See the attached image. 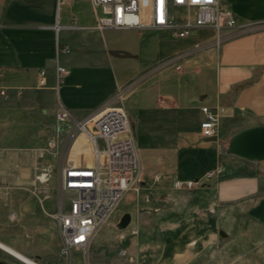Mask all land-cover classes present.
<instances>
[{
  "label": "crops",
  "instance_id": "0c3cea01",
  "mask_svg": "<svg viewBox=\"0 0 264 264\" xmlns=\"http://www.w3.org/2000/svg\"><path fill=\"white\" fill-rule=\"evenodd\" d=\"M19 1L0 0V75L8 87L7 97L0 96V216L2 208L5 214L15 212L20 220L35 214L32 184L44 165L39 154L50 136L44 132L49 125L56 127L59 106L70 111L71 122L84 119L114 107L107 103L111 91L104 83L148 71L132 93L143 89L136 115L129 112L143 124L137 134L142 180L137 194L126 198L132 215L129 232L137 231L133 239L144 241L138 251L144 253L145 263H253L248 252L264 240V160L230 154L226 146L238 131L264 126V0H222L234 11L238 25L222 31L225 38L218 47L210 44L205 50L178 54L212 42L214 38L200 34L211 29L201 28L187 41L173 44L169 57L178 56L167 65L127 72H116L109 65L95 32L113 29L140 38L143 30L98 29L91 1L82 0L84 5L77 7L79 0H70L60 12L64 28L59 33H67L61 42L54 27L56 0H44L42 6L34 1L28 13ZM73 19L78 28L68 27ZM75 33L86 34L85 39ZM58 42L84 50L58 54ZM89 47L98 52H89ZM56 60L72 69L58 90ZM182 60L189 66L181 65ZM89 65L96 66L94 71L86 68ZM168 66L177 73H169ZM110 67L113 75L106 73ZM41 69H46L42 87L38 86ZM95 75L100 76L101 88L90 79ZM95 93L97 99L87 101ZM203 106L221 112L217 140L201 134ZM78 138L69 123L64 125L62 153L68 150L80 159L85 153L92 156L93 165L90 141L76 143ZM219 165L223 173L206 181L205 173ZM189 178L201 181L193 189L174 187L176 180ZM235 220L241 221L240 228ZM104 233L98 231L90 249L105 244ZM127 249L130 252L132 245Z\"/></svg>",
  "mask_w": 264,
  "mask_h": 264
},
{
  "label": "built area",
  "instance_id": "2783aa9c",
  "mask_svg": "<svg viewBox=\"0 0 264 264\" xmlns=\"http://www.w3.org/2000/svg\"><path fill=\"white\" fill-rule=\"evenodd\" d=\"M96 18V28L118 29H155L171 31L177 38L185 39L198 29L210 28L217 34L221 43L224 29L238 25L232 8L222 0H90ZM70 0H56L57 33L64 28L60 23V12ZM68 27L78 28L75 19ZM58 54L60 43H57ZM69 49L63 48L62 52ZM56 86L58 90L70 73L67 66L57 60ZM38 86L46 84V69L40 72ZM1 77V75H0ZM8 87L1 84L0 96L7 97ZM201 134L204 137L216 136L221 120L220 110L209 106L201 108ZM55 129L46 141L39 157L57 158L62 153L61 128L72 121L70 111L59 106L55 112ZM76 133H85L94 152V164H65L62 167V184L65 190L72 192L68 208L59 202L57 218L62 237L63 253L68 255L73 249L90 248L94 234L131 189H137L142 180L141 161L138 145L132 135L120 137L130 131L128 112L122 107H108L87 116L74 119ZM223 173V167L217 166L204 175L206 181H212ZM50 172L44 170L37 174L32 184V192L43 204L50 197ZM159 179V176H156ZM200 179L176 180L177 189H193ZM106 184H114V192H106ZM94 213H102L103 222L94 223ZM133 231V234H137ZM123 238H125L123 236ZM120 256H129L127 248L119 249ZM132 259V257H130ZM37 261V260H36ZM38 263H41L37 261ZM0 264H4L0 261ZM42 264V263H41ZM69 264V261H68Z\"/></svg>",
  "mask_w": 264,
  "mask_h": 264
},
{
  "label": "rangeland",
  "instance_id": "374dc122",
  "mask_svg": "<svg viewBox=\"0 0 264 264\" xmlns=\"http://www.w3.org/2000/svg\"><path fill=\"white\" fill-rule=\"evenodd\" d=\"M37 2L44 4V0H20V4L23 5L24 10L28 13L29 9H32L31 3ZM84 2L81 0L78 1V6H83ZM64 11L61 13L64 16ZM89 11V7H87L86 12ZM62 22L64 20L62 19ZM105 30V29H103ZM198 31V30H197ZM195 32V34L197 33ZM202 31L200 34L201 37L214 38L211 43L195 45V48L185 50L181 53H189L192 54L194 51L205 50L206 47H210L209 45H215L218 47L221 43L217 42V34L216 32ZM142 33L141 37L129 36L121 33L118 30L107 29L105 32L100 33L99 31L95 32L99 40V46L106 49L107 57L109 58V65H112L114 71L116 72H127L132 71L137 68H141L143 66L148 67H159L165 66L168 62L175 60L176 57H169L170 50L175 43H181L183 41H187L189 38L180 39L175 37L171 32H161L158 30H143L139 31ZM66 31H62L58 33V40L61 42L66 38ZM75 36L84 40L86 34L75 33ZM64 47L60 44V53L62 52ZM69 49V48H67ZM80 50H84V47L79 46L78 48L69 49L68 52H64L67 55H72L76 52H80ZM89 52H98L95 47L87 48ZM71 51V52H70ZM86 51V50H85ZM168 57V58H167ZM166 58V59H165ZM46 65L52 67V61L46 59ZM57 60L54 61L56 66ZM201 61L199 62V64ZM108 64V63H107ZM180 64L184 67L189 66L188 62L185 60L180 61ZM66 66V65H65ZM91 66L86 67L89 69ZM96 68L95 65H92L91 69L94 71ZM113 68H109V71L106 73L114 74ZM180 66H177V69H180ZM68 69L71 73V66H68ZM42 70V69H41ZM167 71L171 74H176L175 67L168 66ZM70 73L68 75H70ZM148 71H142L140 74L134 77L117 80L114 78L113 83L106 82L104 85L111 91V96L108 97L107 103L110 106L114 107H122L128 112L129 116V128L130 131L120 135V137H126L132 135L138 145L137 142V134L138 127L142 128L143 124L138 122L137 118L132 119L129 112L132 115H136V108L138 103V98L142 95L143 89L139 90L135 94L134 93L137 88L142 84ZM68 77V76H67ZM2 77H0L1 80ZM99 75L93 76L92 80H101L99 79ZM66 78L64 79V82ZM98 82V81H97ZM98 83H93L95 86L100 87ZM2 84V83H1ZM63 84V83H62ZM101 88V87H100ZM97 93L90 94L87 97V101H92L97 99ZM71 129L74 131V136L77 135L79 137L76 143L82 142L83 139L87 140L85 133H76L74 130V123L68 122ZM49 125V124H48ZM55 128L51 125L48 126V129L45 130L44 136H49L53 133ZM62 131V128H61ZM86 136V137H85ZM228 145L226 146L227 149ZM139 148V147H138ZM82 158L74 156L70 151L65 150L60 154L57 158L52 157H44V165L42 167V171L50 172V197L42 203L36 199L34 196V211L35 214L31 217V219L20 220L17 218L15 212L4 213L6 210L2 208V216H0V240L12 245L13 247L19 249L29 257L34 260L41 262L42 264H167V263H145L144 253L138 251V245H143V237H140V242H136L138 238L133 239L136 234H131L129 232L130 227L126 229H119L118 222L121 217L128 212L130 209L129 203L126 201V198L129 194L136 195L135 189H131L127 191L113 210L108 220L104 223L103 226L98 229V231H104V241L105 244L101 245L97 249L80 250L73 249L68 255L63 253V245H62V237L60 232L59 220L57 218V212L59 210V202L62 200L63 207L69 205L70 200L72 198V192L65 190L63 188L61 176H60V167L64 166L65 163L71 164H92V156L90 155H81ZM42 158V157H40ZM42 160V159H40ZM73 160L74 162H71ZM83 161V162H82ZM40 170V169H39ZM41 172V171H40ZM138 189V187H137ZM33 193V192H32ZM34 195V194H33ZM236 228L241 227V221L235 220ZM250 224V223H249ZM94 234L93 239L96 237ZM124 235L125 238H122ZM142 235V234H141ZM139 243V244H138ZM132 245V249L129 252V256H120L119 249L127 248ZM249 255H252L254 259L253 263H174V264H264V240L259 244L255 245L248 252ZM256 255V256H254ZM132 257V259H130ZM97 258H100L98 263H90L91 261L95 262ZM119 260H124V263H120ZM0 261L4 264H25L22 261L18 260L15 256L10 253L2 250L0 248ZM118 261V262H117Z\"/></svg>",
  "mask_w": 264,
  "mask_h": 264
},
{
  "label": "water",
  "instance_id": "95a60500",
  "mask_svg": "<svg viewBox=\"0 0 264 264\" xmlns=\"http://www.w3.org/2000/svg\"><path fill=\"white\" fill-rule=\"evenodd\" d=\"M209 140H217V137H209ZM227 152L251 161L264 160V126L247 127L235 133L229 141ZM131 220L132 215L126 212L118 222V228L126 229Z\"/></svg>",
  "mask_w": 264,
  "mask_h": 264
},
{
  "label": "bare ground",
  "instance_id": "6f19581e",
  "mask_svg": "<svg viewBox=\"0 0 264 264\" xmlns=\"http://www.w3.org/2000/svg\"><path fill=\"white\" fill-rule=\"evenodd\" d=\"M94 156V152H93ZM106 192H114V184H106ZM103 222V215L102 213H94V223H102ZM103 226V225H101ZM0 248L11 255L15 256L18 260L22 261L25 264H41L38 263L36 260L32 259L19 249L13 247L12 245L0 240Z\"/></svg>",
  "mask_w": 264,
  "mask_h": 264
}]
</instances>
